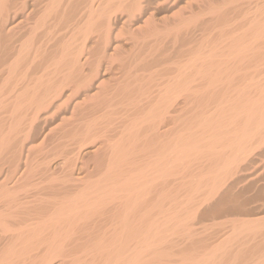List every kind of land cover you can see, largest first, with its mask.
Returning a JSON list of instances; mask_svg holds the SVG:
<instances>
[{
  "label": "bare ground",
  "instance_id": "bare-ground-1",
  "mask_svg": "<svg viewBox=\"0 0 264 264\" xmlns=\"http://www.w3.org/2000/svg\"><path fill=\"white\" fill-rule=\"evenodd\" d=\"M0 264H264V0H0Z\"/></svg>",
  "mask_w": 264,
  "mask_h": 264
},
{
  "label": "rangeland",
  "instance_id": "rangeland-1",
  "mask_svg": "<svg viewBox=\"0 0 264 264\" xmlns=\"http://www.w3.org/2000/svg\"><path fill=\"white\" fill-rule=\"evenodd\" d=\"M253 1H255V0H253ZM256 1H257V0H256ZM254 4H255V2H254ZM254 4H253V5H254Z\"/></svg>",
  "mask_w": 264,
  "mask_h": 264
}]
</instances>
